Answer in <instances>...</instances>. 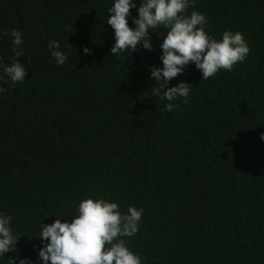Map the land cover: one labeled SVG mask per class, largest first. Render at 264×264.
<instances>
[{
  "label": "trees",
  "instance_id": "trees-1",
  "mask_svg": "<svg viewBox=\"0 0 264 264\" xmlns=\"http://www.w3.org/2000/svg\"><path fill=\"white\" fill-rule=\"evenodd\" d=\"M112 4L0 0V58L12 63L4 33L20 30L28 73L0 81V212L21 237L19 255L37 261L43 220L105 198L122 213L144 209L138 234L125 238L143 264H264V0H195L188 12L207 17L209 35L240 32L250 52L208 80L189 64L169 84L193 86L173 112L152 96L149 72L161 66L166 30L153 33L152 51L114 56ZM50 40L68 53L63 66Z\"/></svg>",
  "mask_w": 264,
  "mask_h": 264
},
{
  "label": "clouds",
  "instance_id": "clouds-1",
  "mask_svg": "<svg viewBox=\"0 0 264 264\" xmlns=\"http://www.w3.org/2000/svg\"><path fill=\"white\" fill-rule=\"evenodd\" d=\"M195 0H113L108 9L107 24L114 31L112 55L137 51L143 47L152 51L153 33L166 30L159 45L161 66H150V78L157 83L151 88L152 96L169 103L165 111L179 109L173 103L182 99L187 104L193 86L179 82L169 87L174 78L182 75L189 64H194L201 73L202 80L214 77L221 70L232 71L234 66L245 61L250 52L248 42L240 32L226 30L220 39L208 34L207 17L199 11L188 12L194 7ZM136 15H132V10ZM130 23L132 26H130ZM12 38L14 59L4 64L0 58L3 75L0 81H10L12 85L23 83L28 75L25 64L17 58L24 56L23 33L20 30L5 32ZM54 64L63 66L68 62L66 51H61L58 40L47 44ZM84 55H92L91 49L84 47ZM6 78V79H5ZM7 89L0 86V94ZM264 141V133L260 136ZM71 215L56 217L53 223L39 225L38 238L41 241L36 249L37 261L23 257L18 252V237L12 229V217L0 212V258L8 253V264H143L140 255L127 247L125 238L135 237L139 232L143 208L129 206L122 213L120 205L105 198L82 199L75 205ZM70 217L62 222V218Z\"/></svg>",
  "mask_w": 264,
  "mask_h": 264
}]
</instances>
